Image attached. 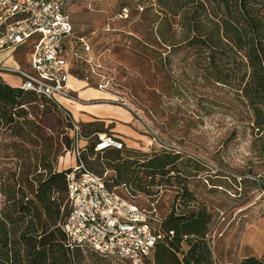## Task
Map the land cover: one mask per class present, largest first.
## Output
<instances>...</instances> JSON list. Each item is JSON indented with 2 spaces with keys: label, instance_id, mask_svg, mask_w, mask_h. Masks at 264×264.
I'll list each match as a JSON object with an SVG mask.
<instances>
[{
  "label": "rangeland",
  "instance_id": "1",
  "mask_svg": "<svg viewBox=\"0 0 264 264\" xmlns=\"http://www.w3.org/2000/svg\"><path fill=\"white\" fill-rule=\"evenodd\" d=\"M150 1H70L73 34L85 36L97 74L91 73L89 82L83 78L85 68L79 67L81 74H75L67 51L68 85L70 78H76L83 87L95 89V82L102 79L107 83L104 90L113 95L111 100L130 111L131 140L136 144L119 150L121 158L161 150L178 155L175 166L193 192L192 207L198 204L210 214L204 235L208 252L201 264H241L245 257H260L264 254L262 140L253 134L247 108L232 90L205 78L190 50L161 42L156 34L160 15L154 6L150 9ZM73 43L71 36L65 42L67 49ZM47 107L27 108L28 118L40 120L43 139L37 138L36 144L33 132L23 138L0 128V176L6 179L10 171L18 170V160L28 156L33 162L36 154L54 158L59 168L61 156L66 155L62 131L68 130L59 110ZM105 123L95 127L109 133ZM84 130H90V125ZM51 135L55 138L50 145ZM111 159L103 153L88 164L98 173L108 169L109 177ZM173 181L149 184L151 195L135 192L134 200L149 208V202L156 199L159 215L166 214L177 191ZM117 192L125 193L123 188ZM3 199L0 193V206ZM187 249L184 240L181 250ZM106 261L118 264L111 256Z\"/></svg>",
  "mask_w": 264,
  "mask_h": 264
},
{
  "label": "trees",
  "instance_id": "2",
  "mask_svg": "<svg viewBox=\"0 0 264 264\" xmlns=\"http://www.w3.org/2000/svg\"><path fill=\"white\" fill-rule=\"evenodd\" d=\"M150 2V9L154 6L160 15L156 34L161 42L190 50L205 78L227 86L239 97L264 151V0ZM41 105L64 116L56 102L43 94L0 82V128L23 138L33 132L36 144L43 135L40 120L28 118L27 108ZM65 121L68 130L70 122ZM62 132L66 152L72 142L69 132ZM48 137L51 145L55 136ZM56 143H60L58 138ZM119 150L103 152L113 158L107 162L113 172L106 177L109 187L124 185L133 194L146 191L151 195L149 184L173 179L181 188L158 223L162 231L173 230L174 235L171 240H159L145 264H201L208 252L204 235L210 214L198 204L192 207L193 192L175 166L178 155L161 150L121 158ZM17 163V171H10L6 179L0 176L4 197L0 206V264H108L106 257L110 256L70 244L62 228L70 208L65 176L69 168L59 169L54 158L37 154L33 162L27 156ZM170 171L176 174L171 176ZM184 240L188 246L185 251L181 250ZM241 264H264V254L245 257Z\"/></svg>",
  "mask_w": 264,
  "mask_h": 264
},
{
  "label": "built area",
  "instance_id": "3",
  "mask_svg": "<svg viewBox=\"0 0 264 264\" xmlns=\"http://www.w3.org/2000/svg\"><path fill=\"white\" fill-rule=\"evenodd\" d=\"M70 1L0 0V51L24 47L28 54L27 68L7 70L19 75V86L23 89L56 102L70 122L72 147L66 153L71 151L76 161L65 175L70 208L62 228L68 242L128 264H145L155 244L161 239L171 240L174 231L159 228L156 199L149 202V208L143 207L134 200L136 195L130 188L107 185L108 169L98 173L88 164L106 150L123 149V140L110 133L96 132L89 152L88 143L79 144L84 138L80 123L59 102L61 98L75 97L68 85L71 67L65 57L67 51L72 64L88 65L84 80L89 82L91 73L97 74L85 36L73 34ZM71 36L74 43L67 49L65 42ZM95 84L99 89L107 87L102 79ZM118 188H123L125 193L117 192ZM177 189L181 190L179 185Z\"/></svg>",
  "mask_w": 264,
  "mask_h": 264
},
{
  "label": "crops",
  "instance_id": "4",
  "mask_svg": "<svg viewBox=\"0 0 264 264\" xmlns=\"http://www.w3.org/2000/svg\"><path fill=\"white\" fill-rule=\"evenodd\" d=\"M20 53L21 55H19ZM0 66L3 68L0 69V82L11 86H19L21 83L19 75L7 69L27 68V54L24 47L20 46L0 51ZM79 67L85 68L86 72L88 65L75 62V67L72 71L75 74L77 73L78 76L81 74L78 73V69H81ZM70 79L69 87L73 88L77 94L73 92L75 95L74 99L61 98L59 102L63 108L69 111L72 118L80 123L82 131H85L83 132L84 138L79 144L84 145L88 143V145H92L94 134L96 132H105L100 131L95 125L97 126L100 122H106L105 127L108 128L109 133L121 138L125 145L124 148L132 149L136 142L131 140L134 136V131L131 124L132 114L130 111L124 106L115 104L113 102L115 100H111L110 98L113 95L109 91L99 88H85L79 79ZM89 125L90 130H84ZM73 159L71 151L61 156L58 163L59 169L71 167L75 163Z\"/></svg>",
  "mask_w": 264,
  "mask_h": 264
},
{
  "label": "bare ground",
  "instance_id": "5",
  "mask_svg": "<svg viewBox=\"0 0 264 264\" xmlns=\"http://www.w3.org/2000/svg\"><path fill=\"white\" fill-rule=\"evenodd\" d=\"M103 93V92H102Z\"/></svg>",
  "mask_w": 264,
  "mask_h": 264
}]
</instances>
